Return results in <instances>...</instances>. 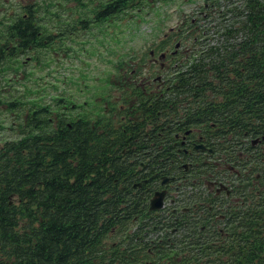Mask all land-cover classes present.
Wrapping results in <instances>:
<instances>
[{"label":"flooded vegetation","instance_id":"flooded-vegetation-1","mask_svg":"<svg viewBox=\"0 0 264 264\" xmlns=\"http://www.w3.org/2000/svg\"><path fill=\"white\" fill-rule=\"evenodd\" d=\"M38 1L18 0L11 10H0V96L7 94L1 83L9 84L14 105L8 107L5 100L0 105V112L7 113V126L0 123V172L6 166L7 144L12 167L17 143L27 153L35 145L87 146L93 183L96 144L103 142L100 170L108 180L129 193L145 190L150 199L165 191L164 207L154 213L164 216L167 225L162 226L170 229L178 258L185 257L187 264L206 257L235 258V264L252 258L257 228L250 218L264 214V89L259 83V78L264 80V12L250 16L249 31L221 29L220 43L213 42V29L200 37L194 26L170 27L154 34L155 42L135 45L132 58L110 65L105 74L71 78L59 74L65 64L61 6L56 14L42 17L45 12L32 9ZM217 4L207 0L204 15ZM19 15L25 26H7ZM16 31L23 36L22 44L16 43ZM217 47L228 48L215 55L211 49ZM202 56L207 73H186ZM213 56L224 57L223 72L210 63ZM248 58L252 70L245 130L238 117L237 82L244 75L239 61ZM55 66L60 67L58 74L47 75V67ZM229 79L235 82L232 91ZM51 131L56 136L49 139ZM16 201L14 193L9 196L10 205ZM181 242L183 251L178 250Z\"/></svg>","mask_w":264,"mask_h":264},{"label":"trees","instance_id":"trees-1","mask_svg":"<svg viewBox=\"0 0 264 264\" xmlns=\"http://www.w3.org/2000/svg\"><path fill=\"white\" fill-rule=\"evenodd\" d=\"M57 1L39 0L34 9L45 12L42 17H49L51 12L56 14L59 5L62 15L68 11L70 17L63 16L66 37L70 36L72 30L89 29L91 18L94 22L107 18L114 21L121 14L141 11L146 3L172 0H63L60 4ZM69 2H73L74 6L69 7ZM91 6L90 13L93 15L89 17L87 9ZM23 7L21 11L25 10ZM222 7L226 9L219 12ZM74 9L79 10L81 15L78 16ZM212 10L214 12L202 16L201 20L213 29L216 36L213 42L220 43L218 34L223 33L220 32L223 28L230 32L234 28L249 31L250 16L264 12V0H218ZM53 21L55 23L56 19L53 18ZM7 26H25L23 16L19 15ZM189 26H194L193 21H190ZM204 30L199 29L200 37ZM15 33L16 43L22 44V34L19 31ZM254 34L258 35L255 31ZM229 48L232 57L234 46ZM223 49L217 47V50H211L218 55L223 54ZM247 50L245 47L244 51ZM16 55L19 56V53ZM205 59L204 56L194 59L191 69L186 73L206 74ZM222 59L223 56L210 58V63L219 72H223L225 67L220 62ZM233 64L232 60L228 63L230 67ZM239 66L244 67V75L237 82L241 110L238 117L247 130L250 118L249 74L252 70L249 58L239 61ZM259 79L263 90L264 80ZM234 83L233 79L228 80L230 91ZM8 85L1 83L7 94L0 96V105L5 100L8 107H13ZM229 105L232 108V101ZM260 117L264 121V114L261 113ZM55 136L56 131L48 134L49 139ZM96 138L104 139L99 135ZM105 147L103 142L96 144V175L91 183L87 146L35 145L27 153L24 144L17 143L13 167L8 164L9 145L5 146L6 157L3 162L6 166L0 172V264H187L185 257L178 258L175 253L169 239L170 229L162 226L167 225L164 216L160 211H148L151 195L145 190L129 193L103 176L100 167L104 165L102 157ZM13 193L19 201L10 205L9 196ZM261 201L264 202V196ZM253 220L257 228L254 256L241 259L240 264H264V230H258L264 227V214L250 218V221ZM178 250H184L182 242ZM226 261L235 264L236 259L206 257L196 259L195 264H224Z\"/></svg>","mask_w":264,"mask_h":264},{"label":"rangeland","instance_id":"rangeland-1","mask_svg":"<svg viewBox=\"0 0 264 264\" xmlns=\"http://www.w3.org/2000/svg\"><path fill=\"white\" fill-rule=\"evenodd\" d=\"M17 1L1 0L0 10H11V6ZM206 1H158L152 4L146 3L141 11L121 14L114 21L107 18L101 22H94L91 18L89 29L77 30V34L65 37L62 51L65 64L59 74L68 75L71 78V75H103L110 65L114 68L117 61L132 58L133 52L130 50L135 45L144 46L155 42L154 34L167 31L170 27H188L190 21H193L194 28L208 29L211 32L212 28L206 21L201 20V17L205 16L202 9ZM23 2L17 5H22ZM68 6L73 7L74 3L69 2ZM91 9L92 6L87 9L89 17L93 15L90 13ZM225 9L222 7L219 12ZM74 11L78 16L81 15L79 10L74 9ZM63 16L70 17V14L67 11L63 13ZM79 26L81 27V24ZM142 52L144 51L140 54ZM58 68L57 66L47 67L46 74L49 76L58 74ZM6 122L7 113L2 110L0 123L2 126H7Z\"/></svg>","mask_w":264,"mask_h":264},{"label":"water","instance_id":"water-1","mask_svg":"<svg viewBox=\"0 0 264 264\" xmlns=\"http://www.w3.org/2000/svg\"><path fill=\"white\" fill-rule=\"evenodd\" d=\"M167 182V179L164 180V183ZM165 200V191H158L150 200V210H159L163 208Z\"/></svg>","mask_w":264,"mask_h":264},{"label":"bare ground","instance_id":"bare-ground-1","mask_svg":"<svg viewBox=\"0 0 264 264\" xmlns=\"http://www.w3.org/2000/svg\"><path fill=\"white\" fill-rule=\"evenodd\" d=\"M37 7V6H36ZM32 8V7H31ZM30 8V9H31ZM23 9H24V7H23ZM32 9H34V8H32ZM26 10H28V9H26ZM38 12V11H37ZM29 13H30V11H29ZM34 13H35V11H34ZM34 16V15H33ZM42 26V25H41ZM233 34V33H232ZM19 49V48H18ZM34 51V50H33ZM16 52V51H15ZM20 52V51H19ZM26 53V52H25ZM11 54V53H10ZM33 55V54H32ZM16 56V55H15ZM17 59V58H16ZM18 63V62H17ZM200 86V85H199ZM76 129V128H75ZM66 130V129H65ZM29 160V159H28Z\"/></svg>","mask_w":264,"mask_h":264}]
</instances>
